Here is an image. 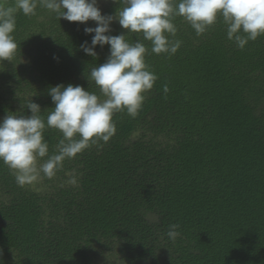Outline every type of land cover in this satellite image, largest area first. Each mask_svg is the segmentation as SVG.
Wrapping results in <instances>:
<instances>
[{
  "label": "trees",
  "instance_id": "16d2710c",
  "mask_svg": "<svg viewBox=\"0 0 264 264\" xmlns=\"http://www.w3.org/2000/svg\"><path fill=\"white\" fill-rule=\"evenodd\" d=\"M123 6L110 0L101 13ZM173 23L169 39L182 43L170 56L111 24L110 35L145 44L158 79L134 118L114 114L109 142L66 159L52 178L41 174L33 188L0 161V264H264V36L241 50L222 18L201 36L182 17ZM95 26L39 4L31 16L17 11L16 54L0 62V120L30 116L32 100L46 123L56 85L105 99L88 78L109 46H97L96 58L80 48L91 42L84 28ZM43 135L55 154L62 134L46 127Z\"/></svg>",
  "mask_w": 264,
  "mask_h": 264
},
{
  "label": "clouds",
  "instance_id": "9594fccd",
  "mask_svg": "<svg viewBox=\"0 0 264 264\" xmlns=\"http://www.w3.org/2000/svg\"><path fill=\"white\" fill-rule=\"evenodd\" d=\"M121 3L124 6L115 16L103 15L98 0H15L14 6H0V62L11 61L16 54L18 46L13 33L17 11L31 16L38 4L68 22L82 25L95 22V27L84 28L85 34L91 36L90 44L84 41L80 45L86 55L96 58L97 46H109L107 61L93 67L88 78L105 99L79 85L61 84L48 90L55 107L47 115L46 123L40 116V106L32 100L27 104L30 116L7 114L0 120V161L19 186L34 183L41 174L52 178L66 159H73L100 142H109L116 133L114 114L126 111L134 118L146 99L145 94L153 89L158 77L148 70L145 61L148 48L142 42L130 44L125 34L110 35L113 21H118L127 34H142L156 55H174L181 47V41L169 39L177 32L173 23L176 17H182L197 36L205 34L222 18L227 38L234 40L241 50L249 41L264 36V0H121ZM168 90L165 86L164 92ZM46 127L62 134L52 155L43 135ZM72 183H76L75 179ZM178 228L177 224L169 226V239L179 236Z\"/></svg>",
  "mask_w": 264,
  "mask_h": 264
},
{
  "label": "rangeland",
  "instance_id": "374dc122",
  "mask_svg": "<svg viewBox=\"0 0 264 264\" xmlns=\"http://www.w3.org/2000/svg\"><path fill=\"white\" fill-rule=\"evenodd\" d=\"M110 0H98V7L100 10L109 2ZM31 188H33L35 185L34 183L30 184Z\"/></svg>",
  "mask_w": 264,
  "mask_h": 264
}]
</instances>
